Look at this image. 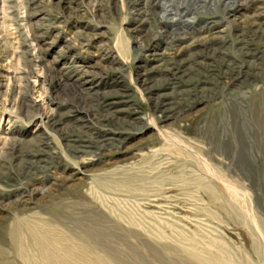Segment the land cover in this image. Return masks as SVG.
<instances>
[{
  "label": "rangeland",
  "instance_id": "rangeland-1",
  "mask_svg": "<svg viewBox=\"0 0 264 264\" xmlns=\"http://www.w3.org/2000/svg\"><path fill=\"white\" fill-rule=\"evenodd\" d=\"M263 18L264 0H0V263L47 264L53 237L57 264H264Z\"/></svg>",
  "mask_w": 264,
  "mask_h": 264
},
{
  "label": "bare ground",
  "instance_id": "bare-ground-1",
  "mask_svg": "<svg viewBox=\"0 0 264 264\" xmlns=\"http://www.w3.org/2000/svg\"><path fill=\"white\" fill-rule=\"evenodd\" d=\"M3 2V1H2ZM96 2V1H95ZM95 4V3H94ZM135 5V4H134ZM220 11V10H219ZM262 11V10H261ZM259 13V12H258ZM264 19V18H263ZM244 25V24H243ZM30 34V33H29ZM32 34V33H31ZM30 34V35H31ZM252 35V34H251ZM250 36V35H249ZM31 37V36H30ZM254 37V36H253ZM32 38V37H31ZM36 38V37H35ZM33 39V38H32ZM236 40V39H235ZM33 41V40H32ZM31 41V42H32ZM34 42V41H33ZM207 42V41H206ZM32 45V44H31ZM211 46V45H210ZM109 49H111V48H109ZM169 61V60H168ZM167 66V65H166ZM74 68H76V67H74ZM168 68H169V66H168ZM175 70V69H174ZM171 71V70H170ZM176 71V70H175ZM179 75V74H178ZM105 99V98H104ZM111 103V102H110ZM14 107V106H13ZM158 105L156 106V109H158ZM43 109V108H42ZM161 109V108H160ZM45 110V109H44ZM161 112H160V114H158L157 115V117H156V120H157V122H158V124H160V123H163L165 120H166V118L168 117V115H166L163 111V109H161L160 110ZM42 117V116H41ZM43 120V119H42ZM84 120V119H83ZM56 124V123H55ZM155 123H153V126L155 127V125H154ZM156 128V127H155ZM160 128V127H159ZM154 141H158V138H157V136H156V138L154 139ZM164 147V146H163ZM164 148H166V149H168L169 147H164ZM156 150H158V149H154V151H156ZM174 150V149H173ZM174 153H176V152H174ZM177 154V153H176ZM76 164V163H75ZM78 166V165H77ZM82 170V169H81ZM205 179V178H204ZM197 181H199V183L197 184L198 186H199V188L201 189V191L210 199V200H212V201H215V199H218V198H221V193L219 192V191H217L215 188H212L213 186L211 185V184H207L205 181H203L201 178H197L196 179ZM232 200V199H231ZM230 205H233V203H231ZM241 214H244V212H243V210H241ZM17 229V228H16ZM135 234L136 233H134V232H131L130 233V236H135ZM255 234V233H254ZM12 237H13V240H14V242L16 243V242H18V234H17V231L15 230V231H13V234H12ZM248 237H249V242H250V244L252 245V247L254 246L255 248H256V246H258L257 245V242H256V240H258V238H256V239H254V237L252 236V234L250 233V232H248ZM42 239V238H41ZM42 241H43V239H42ZM48 242H49V244L50 243H54L55 244V242H56V239L55 238H48ZM40 244V248H41V252H42V254H44L45 256H47V257H49L48 259H47V264H57V263H54L52 260H50L51 258H50V251L52 250V248H50L51 246L49 245V244H46V243H39ZM249 244V245H250ZM252 247H249V248H252ZM155 249V248H154ZM164 249L165 250H167V251H173L174 249L173 248H171L170 246H165L164 247ZM246 249V248H245ZM194 255V257H195V259H197V261L194 263V264H214V262H215V257L213 256V255H209L208 257H206V258H199L195 253L193 254ZM8 260V259H7ZM10 260V259H9ZM0 264H11L10 262H5V263H3V262H1ZM96 264V263H95Z\"/></svg>",
  "mask_w": 264,
  "mask_h": 264
}]
</instances>
